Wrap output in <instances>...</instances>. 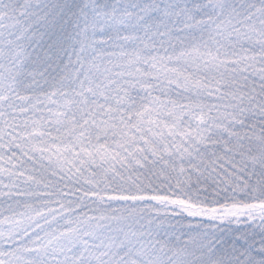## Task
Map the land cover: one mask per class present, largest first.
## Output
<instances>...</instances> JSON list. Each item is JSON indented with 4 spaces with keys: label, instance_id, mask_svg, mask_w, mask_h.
Instances as JSON below:
<instances>
[{
    "label": "snow or ice",
    "instance_id": "obj_1",
    "mask_svg": "<svg viewBox=\"0 0 264 264\" xmlns=\"http://www.w3.org/2000/svg\"><path fill=\"white\" fill-rule=\"evenodd\" d=\"M0 264H264V0H0Z\"/></svg>",
    "mask_w": 264,
    "mask_h": 264
}]
</instances>
